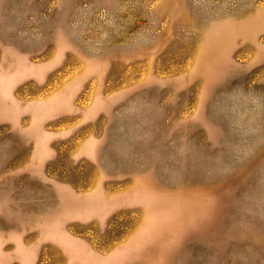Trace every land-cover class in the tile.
Wrapping results in <instances>:
<instances>
[{
  "label": "rangeland",
  "instance_id": "1",
  "mask_svg": "<svg viewBox=\"0 0 264 264\" xmlns=\"http://www.w3.org/2000/svg\"><path fill=\"white\" fill-rule=\"evenodd\" d=\"M0 264H264V0H0Z\"/></svg>",
  "mask_w": 264,
  "mask_h": 264
}]
</instances>
